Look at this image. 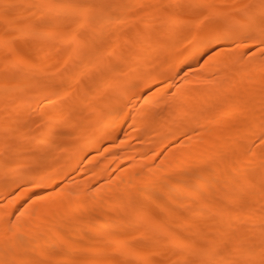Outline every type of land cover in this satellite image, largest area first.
I'll use <instances>...</instances> for the list:
<instances>
[{"label": "bare ground", "instance_id": "1", "mask_svg": "<svg viewBox=\"0 0 264 264\" xmlns=\"http://www.w3.org/2000/svg\"><path fill=\"white\" fill-rule=\"evenodd\" d=\"M74 1L15 5L12 16L0 20V177L10 178L0 186V264H49L45 249L62 245L58 232L65 218L79 215L84 219L75 235L87 230L95 239L106 229L115 232L90 242L83 251L92 257L77 264H264V0L257 8L205 0L201 5L219 24L171 16L166 23L176 27L170 42L160 46L156 40L132 58L119 50L129 43L122 24L128 7L143 2H103L91 10ZM32 10L64 18L41 28L31 47L34 29L18 20ZM73 13L83 19L60 37L73 45L60 58L57 44L42 43L57 36ZM82 28L89 29L87 36L79 35ZM105 40L109 49L77 57ZM22 43L27 48L16 52ZM61 68L70 71L59 75ZM14 75L17 84L11 83ZM58 78L69 86L52 89ZM245 113L248 119H240ZM26 141L28 151L45 149L42 161L24 153ZM11 152L16 157L6 171ZM85 158L89 164L80 173L86 177L62 182L59 173L74 174ZM65 159L67 166H59ZM109 164L118 170L114 178L105 171ZM23 169L31 173L21 175ZM102 178L107 181L98 184ZM59 183L57 190H40ZM10 244L16 245L12 251ZM164 250L170 255L160 262Z\"/></svg>", "mask_w": 264, "mask_h": 264}, {"label": "rangeland", "instance_id": "2", "mask_svg": "<svg viewBox=\"0 0 264 264\" xmlns=\"http://www.w3.org/2000/svg\"><path fill=\"white\" fill-rule=\"evenodd\" d=\"M40 0H14L11 4L0 1V20L2 21L3 18H9L11 17V10L17 5L20 9H26L27 6L33 5L34 3L38 5ZM124 0H75L76 6H89L91 10H93L96 7H99L103 2L104 3H109L112 4L113 6H121L123 5ZM143 2L141 5L134 4L130 8L128 7L127 12V20L126 23H123V34L125 35L126 38L129 39V43H124L119 47L120 52L125 53L128 57L135 56L140 50V48H151L152 47V42H155L156 40L158 41V44L160 46H165L167 45L171 38H170V33L172 30L176 27L175 23H166L167 18L171 16H178V18H181L183 20H188L193 22L195 25H199L200 23H207V24H219L220 21L218 19H214L213 17V12H210L208 7L205 5H201L205 0H182L178 5L172 6L169 4V0H136V2ZM226 3H234L236 5H246L249 6V8H257L261 2V0H224ZM195 3V5L193 4ZM200 5V6H197ZM260 11V10H259ZM38 10H32L27 16H21L19 17V20L22 24L29 23L32 25L34 31L30 34L31 36L29 37V41L27 42L29 46H37V43L35 42V38L37 36V32L50 24H53L59 19L64 18L63 13H53V14H48L42 17H39L37 14ZM262 15V14H261ZM104 14H95L91 13V17H95L97 20L103 19L102 17ZM69 20L61 25L60 27L57 28V36H53L50 40L44 41L42 43V46H47V45H53L57 44V53L59 54V57L61 58L65 53L69 52V50L73 47L72 43L69 42H61L60 37L67 33V31L71 30L73 26H75L76 23L79 21H82L83 16L78 14V13H73L70 14V17L68 18ZM151 21V28L148 31H143L142 24ZM166 27L167 33L165 35L160 36V28ZM3 32V30L0 28V34ZM8 34H11V31L8 30L6 31ZM89 34V29L87 28H82L79 31L80 36H87ZM139 36H144L149 39L148 43H139L137 39ZM31 38V39H30ZM34 42V43H33ZM27 43L26 44H21L16 47V52L18 53H23L25 49L27 48ZM36 43V44H35ZM31 44V45H30ZM112 43L108 41H102L99 43H96L93 48L88 49L87 51H83V53L78 54L77 57H84L86 56L89 52H92L93 50H107L111 47ZM228 45V44H227ZM231 45V44H229ZM28 48H31L29 47ZM39 48L42 47L41 44H38ZM215 51H217V48H212L207 54L201 57L200 63L207 60L210 55H212ZM29 56H32V53H29ZM34 56V55H33ZM32 56V57H33ZM152 59L156 58V56L152 55ZM247 57V53H246ZM35 58V56L33 57ZM142 64V63H141ZM1 65V64H0ZM118 64L115 63L114 66L116 67ZM166 66V63L162 65V68ZM70 69H64L61 68L59 70V75L64 74L65 72H69ZM98 78V77H97ZM59 79V80H58ZM56 82L53 84L52 89H63L69 86V83L67 80H63L58 78ZM85 79V78H84ZM99 79V78H98ZM0 82H2V78L0 77ZM19 82V76L14 75L11 77V83L17 84ZM230 99H235L233 96H230ZM242 103L245 104L244 98L242 96ZM131 104V103H130ZM2 113V111H1ZM25 119H31L33 118L32 113L31 114H24ZM23 117V116H22ZM240 119L247 120L248 115L247 113L243 114ZM168 121L164 123V129L167 127ZM80 128H83L84 125L80 124ZM41 126L38 124L37 131L35 132L36 135H34L36 138L40 137V129ZM25 129V126L22 125L17 128L15 131V137L14 141L12 143H9V146L11 149H14L15 146L19 143V135L23 133ZM65 129H69L67 125H65ZM126 131L124 130L123 133ZM6 142V141H5ZM136 143V140L135 142ZM29 142L26 141L22 145L24 147V153L26 155H31L34 158H38L40 161H42V156L45 153V149H43L41 146H35V148L32 151H28L29 148ZM171 146V145H170ZM168 149V146H167ZM11 152L12 160L8 163L7 166H5V170L9 171V168L13 165L14 159L16 157L15 154ZM103 157V155H102ZM104 161L102 162L103 164L107 165V157L104 158ZM159 160L155 163H157ZM70 162V159H65L62 160L58 163L59 166H67V164ZM100 163V164H102ZM88 159L85 158L82 161H80L78 170L72 174V173H67L65 170L63 172L59 173V176L61 177V181H69L71 177L73 176H80L81 178L86 177V173H80V170L82 167L88 165ZM36 168V167H35ZM31 170H34L33 168ZM30 169H23L21 171V175L25 173H31ZM5 171V172H6ZM106 172L110 171V176L114 178L118 170L113 168L111 164H109V167L106 168ZM110 178V179H112ZM10 178L8 177H0V186L5 185L8 183ZM107 181V179L102 178L99 180L98 184L104 183ZM59 184L51 187L47 186V188H41L40 190L48 192L51 191L52 189L57 190L59 189ZM20 213L19 211L16 212V214ZM162 214L161 211L157 212V215L160 217ZM84 219L83 215L76 216L74 218H65V221L63 222L62 227L60 228L58 235L60 237H64V242L62 245H51L47 247L46 250V256H47V263L53 264V259L57 258L59 259L57 264H62L65 262V264H77V262H81L83 259H87L92 257V253L88 251H83V250H88L90 247V242H93L95 240H99L101 238V235L109 234V233H114V229H106L101 232L100 235L96 236L95 239H89L87 230H85L81 235H75L73 229H76L77 227L80 226L82 220ZM6 227L8 225H11L9 222L5 223ZM99 223H96L94 227H98ZM66 229H71L72 231L68 234H66ZM9 233V232H8ZM7 233V234H8ZM26 244L30 247L33 246L32 242H26ZM70 244H74L75 249L73 252H68L67 247ZM159 242L157 241L156 243L151 245V247L156 248L158 247ZM13 244H10L8 247H10L8 250L12 251L14 249ZM169 250H164L160 253V255L157 257L158 261L164 262L166 256H169ZM116 255H120L119 253H115ZM162 255V256H161ZM33 257V254L31 255ZM35 257L37 255L35 254Z\"/></svg>", "mask_w": 264, "mask_h": 264}]
</instances>
